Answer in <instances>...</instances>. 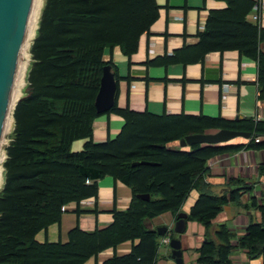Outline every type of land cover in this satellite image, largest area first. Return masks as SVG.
<instances>
[{"label": "trees", "instance_id": "1", "mask_svg": "<svg viewBox=\"0 0 264 264\" xmlns=\"http://www.w3.org/2000/svg\"><path fill=\"white\" fill-rule=\"evenodd\" d=\"M229 6L211 12L197 46L202 61L211 50L237 49L258 63L259 98L264 101V28L247 20L254 0H227ZM28 69V90L13 111L15 128L6 148L4 183L0 190V264H84L100 252L127 241L132 251L114 254L105 264H159L162 236L147 220L172 211L178 219L193 190L199 197L188 220L206 228L199 264H233L231 255L241 248L249 257H263L264 203L252 194L253 185L241 177L230 178L225 189L207 181L208 161L242 149H264V120L137 112L117 105L112 111L125 119L113 140L95 143L93 121L101 115L95 101L106 65V47L121 46L131 55L139 40L159 16L156 0H45ZM177 51L168 62L189 61ZM196 54V53H195ZM201 57V58H199ZM156 63V61H149ZM220 129L251 132L241 143L170 144L186 136ZM89 138L81 152L73 141ZM246 139V138H245ZM146 161L139 165L134 162ZM264 177V163L258 168ZM107 175L133 190L130 207L114 210V222L102 229L75 227L65 243L37 241L39 231L57 222L63 206L98 194L97 180ZM250 200L242 201V193ZM150 194L146 200L141 194ZM260 210L262 219L250 215L246 234L238 237L215 218L229 203ZM168 230V229H167ZM167 232V231H166ZM174 235H172V238Z\"/></svg>", "mask_w": 264, "mask_h": 264}, {"label": "crops", "instance_id": "2", "mask_svg": "<svg viewBox=\"0 0 264 264\" xmlns=\"http://www.w3.org/2000/svg\"><path fill=\"white\" fill-rule=\"evenodd\" d=\"M254 1H257L259 6L264 4V0ZM156 2L159 6V16L150 26V30L141 36L135 52L128 55L119 45L106 47L104 50V61L112 62L118 76L117 107L130 108L137 112L148 111L158 115L164 113L204 115L227 120L251 117L264 120V101L259 98L258 63L255 59L241 54L237 49H225L208 51L202 61L190 60L199 53L196 52V48L211 12L226 9L229 6L228 1L156 0ZM246 18L250 23L264 28L262 7L260 10L253 9ZM177 51H181L182 57L189 61L186 63L166 61L167 56L171 57ZM32 60L33 55L31 63ZM22 93L25 94V90H22ZM124 124V117L117 112L111 110L101 114L93 121L91 139L95 143L113 140L120 134ZM89 140L80 138L73 141L72 151H83ZM170 145L186 147L181 146V141ZM262 163L264 149H242L223 153L208 161L210 173L207 181L216 188L215 190H221L225 189L230 178L241 177L250 182L249 185H254V191L257 189L263 191L262 197L257 196L259 203L262 204L264 177H258V168ZM97 184L96 196L65 204L60 219L47 229L39 231L37 241L65 243L69 240L70 231L75 227L89 232L105 228L114 222V210L123 211L130 207L133 190L129 185L110 175L98 179ZM252 194L250 192L243 194L242 201L248 202ZM198 197L199 192L193 190L181 207V212L189 213ZM251 214H255L259 221L262 219L260 210L246 209L231 202L214 221L216 224L226 223L238 237H242L246 234ZM176 221V215L172 211H167L148 219L147 226L151 229L160 226L169 228L166 224H175ZM189 221L195 220H188L186 234H179L177 237L182 241L184 264H199L197 249L205 238L206 228L200 222H192L189 231ZM138 242L127 241L116 248L110 247L91 257L84 264H105L114 254L122 256L130 253L133 244ZM189 244H194L192 259L186 258L184 253ZM158 253L159 264H177L172 258L170 245L160 243ZM231 258L233 264H263L262 256L249 257L247 251L241 248L234 250Z\"/></svg>", "mask_w": 264, "mask_h": 264}, {"label": "water", "instance_id": "3", "mask_svg": "<svg viewBox=\"0 0 264 264\" xmlns=\"http://www.w3.org/2000/svg\"><path fill=\"white\" fill-rule=\"evenodd\" d=\"M33 0H0V151L4 136L5 119L11 106L17 68L22 56L25 34L31 19ZM118 89L117 78L112 65H106L101 77L95 106L104 114L111 111L116 104ZM251 132L220 129L207 133L191 134L181 140V146L193 144H220L236 137L251 138ZM147 163L134 162L133 165ZM149 200L150 194H141ZM189 213L180 212L175 223V232L183 234L187 229L186 219ZM166 226L157 228L159 235H165ZM172 258L177 264H184L182 241L173 237L170 242Z\"/></svg>", "mask_w": 264, "mask_h": 264}, {"label": "rangeland", "instance_id": "4", "mask_svg": "<svg viewBox=\"0 0 264 264\" xmlns=\"http://www.w3.org/2000/svg\"><path fill=\"white\" fill-rule=\"evenodd\" d=\"M44 4H45V0H41V2H40V8H42V7H44ZM42 6V7H41ZM40 8H39V11H38V15H39V18H38V20H40V17H41V11L42 10H40ZM43 9V8H42ZM39 22V21H38ZM38 29V25L35 27V29ZM36 29V30H37ZM36 30H35V33H34V35H33V38L31 39V40H29V42H28V44H29V49H28V51H27V54H28V57L27 58H25L24 60L26 61V63H28L27 65H29L28 66V68L30 67V63H31V59H32V54H31V45H32V42H33V40L35 39V36H36ZM33 61V60H32ZM28 72L26 71V74H27ZM27 84H28V80L26 81V75H25V78H24V81L22 80V81H20L18 84H17V86H16V88H15V91L17 90L18 92H19V95L21 96H19L18 98H17V101H15L14 102V104L12 105L13 106V108H12V112L14 111V109H15V106H16V104H17V102L19 101V98H22L23 96H25L26 95V92H27V90H28V87H27ZM22 90H25V94L24 93H22ZM11 112V124H10V126H9V128L6 130V133H5V135H4V138H3V141H2V146H1V151H0V155L1 156H4V154H5V159H4V162H5V160H6V148H7V146L9 145V143H10V141H11V138L13 137V128H14V124H15V119H14V114ZM237 142H247V139H245V138H243V137H236V138H234V139H232V140H230V143H237ZM180 148H182V147H180ZM4 162L2 163V165H1V167H0V169H1V179L2 180H0V190L2 189V186H3V183H4V174H5V167H4ZM259 177V176H258ZM263 178V177H262ZM245 182H246V180H245ZM246 183H248V184H250V182H246ZM254 183V182H253ZM254 186V185H253ZM253 192H254V195L255 196H260V197H262L263 196V191H260L259 189H257L256 191H254V189H253ZM248 192H244V193H242V195L243 194H247ZM192 222H197V223H199L198 221H189V223H188V230L190 231V228L192 227ZM161 225H164V224H161ZM169 228L168 229H170L171 230V233H172V235H174L175 234V236L174 237H177L180 233H177V232H175V224H169V223H167L166 224ZM161 227V226H160ZM186 234V233H185ZM194 244H189V247L184 251V253H185V256H186V258H189V259H192V257H193V254H194Z\"/></svg>", "mask_w": 264, "mask_h": 264}, {"label": "bare ground", "instance_id": "5", "mask_svg": "<svg viewBox=\"0 0 264 264\" xmlns=\"http://www.w3.org/2000/svg\"><path fill=\"white\" fill-rule=\"evenodd\" d=\"M40 2H41V0H33L31 19H30V22H29V25H28V28H27V31H26V34H25V41H24V47H23V51H22V56H21V59L19 61L18 68H17V74H16V79H15V87H14V91H13L11 106H10V109L8 111L7 117L5 119L4 135L6 133V130L9 128V126L11 124V120L12 119H11L10 116H11V112H12V108H13L12 105L14 104L15 101H17V98L20 96L19 92L17 90L15 91V88H16L17 84L20 81H22V80L24 81L25 75H26V81H27L26 71L28 72V69H29L28 66L29 65H27L28 63H26V61L24 59L28 57V54H27V51L29 49L28 42H29V40H31L33 38L35 30L37 29V28L35 29V27L39 23L38 22L39 21L38 20V18H39L38 11H39V8H40ZM42 8H40V10H42ZM36 32H37V30H36ZM1 155H0V167H1V165H2V163L4 161V159H5V154H4V156H1ZM0 180H2L1 179V169H0Z\"/></svg>", "mask_w": 264, "mask_h": 264}, {"label": "built area", "instance_id": "6", "mask_svg": "<svg viewBox=\"0 0 264 264\" xmlns=\"http://www.w3.org/2000/svg\"><path fill=\"white\" fill-rule=\"evenodd\" d=\"M260 7H262V10H264V4L262 6L257 5L255 8L260 10ZM261 140H264L263 136L256 137L257 142H260ZM171 240H172V233L171 230L168 229L165 235L162 236L161 243L165 245H170Z\"/></svg>", "mask_w": 264, "mask_h": 264}]
</instances>
